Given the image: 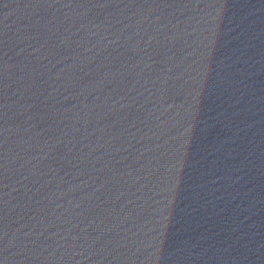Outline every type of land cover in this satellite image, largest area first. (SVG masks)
<instances>
[{"label": "water", "instance_id": "water-1", "mask_svg": "<svg viewBox=\"0 0 264 264\" xmlns=\"http://www.w3.org/2000/svg\"><path fill=\"white\" fill-rule=\"evenodd\" d=\"M0 264H264V0H0Z\"/></svg>", "mask_w": 264, "mask_h": 264}]
</instances>
